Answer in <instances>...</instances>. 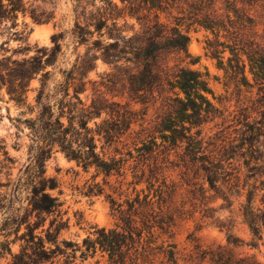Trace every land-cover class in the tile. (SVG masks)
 Masks as SVG:
<instances>
[{
	"label": "trees",
	"instance_id": "trees-1",
	"mask_svg": "<svg viewBox=\"0 0 264 264\" xmlns=\"http://www.w3.org/2000/svg\"><path fill=\"white\" fill-rule=\"evenodd\" d=\"M98 2L101 6L95 4L96 13H91L88 24L94 31L88 34L91 38L98 34L100 38L112 40L107 45L94 41L96 49L102 52L100 58L110 64L125 60L135 65L136 71L128 77L127 90L136 103L145 104L150 97L156 100L157 96L165 95L166 111L156 128L164 141L157 144V137L148 136L141 141V147L136 145L138 157L132 152L129 154L130 159L138 161L136 172H141L135 176L136 185H153L154 168L150 160L155 147L168 144L172 149L182 148L189 163L204 172L210 190L225 203L233 204L234 197L243 199L240 210L244 223L254 240L262 241L264 207L256 206L258 188L249 181L264 177V20L252 14L253 9L264 6V0H122L125 9L137 7V15L142 10L154 18L141 36L131 38L124 36L118 25L123 16H114L119 12L118 6L108 0ZM110 9L113 14L108 13ZM23 10V0H9L8 5L0 0V19ZM193 26L211 34L205 50L207 56L218 61L227 83L235 86L238 100L234 107L233 100L216 98L209 86V76L204 78L198 71L164 63V56L169 53L192 57L189 46ZM248 73L259 88L253 100L242 94V87L253 86ZM72 76L73 73H67L64 83L49 94L43 88L38 93L37 116L30 121L33 131L30 161L8 185L13 192L11 198L20 206L9 210L5 217L6 230L9 226L8 230L19 233L23 225L27 227L20 237L24 242L21 252L13 255V264H54L61 258H65V264H75L78 259L85 262L94 258L98 251L109 256L110 264H137L141 257L148 256L150 248L135 217H140L150 234L154 229L149 220L154 218V202L149 196L141 201L138 194L129 203L128 210L108 196L111 209L119 215L122 225L96 230L81 245L59 239L66 226L60 200L51 194L59 185L56 179L47 177L46 163L57 149L85 172L95 168L106 178L121 176L129 160L116 156L123 137L134 124L133 111L127 105L95 99L86 106L79 97L80 92L71 95ZM6 83L0 75V86ZM8 85L12 100L19 105L24 103V94L16 90L21 85L15 86L13 80ZM208 94L218 99L222 109L216 107ZM103 113L107 118L98 123ZM215 120H221L219 127L227 124L229 127L222 130L218 127L219 132L203 136L204 126ZM92 123L94 127L90 126ZM98 142L103 144L101 152ZM105 147L114 149L109 159L103 153ZM233 161L236 162L234 169ZM49 218V227L45 228ZM254 240L252 247L256 246ZM224 264H232L231 259Z\"/></svg>",
	"mask_w": 264,
	"mask_h": 264
},
{
	"label": "rangeland",
	"instance_id": "rangeland-1",
	"mask_svg": "<svg viewBox=\"0 0 264 264\" xmlns=\"http://www.w3.org/2000/svg\"><path fill=\"white\" fill-rule=\"evenodd\" d=\"M108 1L118 6L119 12L114 16H123L119 18L118 25L127 38L141 36L146 27L153 24V14L140 10L137 15V7L125 9L122 0ZM23 3V11L6 14L4 19H0V75L7 82V85L0 86V264H13V255L20 254L24 244L20 237L27 231L26 225L19 233L8 230L9 226L6 230L5 217L13 206H20L11 198L13 192L8 185L19 177L30 161L33 139L30 121L37 116L36 97L42 88L46 94L54 91L57 85L64 83L69 72L74 78L70 81L71 95L75 91L80 92L79 97L86 106L95 99L127 105L133 111L134 124L123 137L120 153L116 156L117 159L129 160L121 176L106 178L95 168L85 172L57 149L46 163L47 177L56 179L59 185L51 194L59 198L62 205L60 210L66 227L60 234V241L81 245L96 230H110L122 225L119 215L111 209L108 196L128 210L129 203H133L139 194L141 201L149 196V200L154 202V218L149 217L154 229L150 234L140 217H135L138 229L143 231V238L150 248L148 256L141 257L137 264H218V261L224 264L230 259L232 264H264V239L254 240L244 223L240 210L243 199L234 197L233 204L225 203L210 190L204 172L189 163L182 148L172 149L168 144L155 147L150 160L154 168L153 185H136L135 176L141 174V164L136 172L138 161L135 162V158L139 155L136 145L141 147V141L148 136L157 137V144L164 141L156 128L166 111L165 95L157 96L156 100L150 97L145 104L136 103L127 90L128 77L136 71L135 65L125 60L110 64L100 58L102 52L96 49L94 41L107 45L112 40L100 38L98 34L91 38L88 34L94 31L88 24L91 13H96L97 7L101 6L98 0H23ZM3 4L8 5L9 0H3ZM108 13L113 14L111 9ZM252 14L264 20V6L253 9ZM190 37L192 57L187 59L181 54L169 53L164 56V63L198 71L204 78L209 76V86L216 98L233 100L231 105L234 107L238 100L235 86L227 83L218 61L207 56L205 50L206 40L212 38L211 34L193 26ZM248 76L253 86L242 87V94L253 100L259 88L253 76L250 73ZM11 80L15 86L21 85L16 88L25 97L20 105L8 94ZM207 97L222 109L218 99L214 100L211 94ZM221 113L218 112L219 115ZM106 118V113H103L97 122ZM220 124L221 120L206 124L203 136L219 132ZM90 126L94 127V124ZM227 127L229 124L219 128ZM102 145L98 142L99 152ZM113 151V148L105 147V158L109 159ZM130 152L134 159H130ZM235 165L233 161L232 169ZM249 184L258 188L255 203L263 208L264 177L251 179ZM50 220L45 228L49 227ZM253 240L255 247L251 245ZM54 264H65V258ZM75 264L110 262L107 254L98 251L94 258L85 262L78 259Z\"/></svg>",
	"mask_w": 264,
	"mask_h": 264
}]
</instances>
